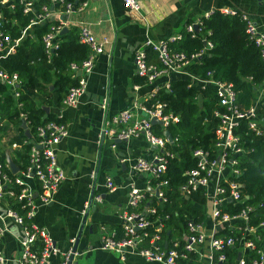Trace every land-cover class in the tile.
Here are the masks:
<instances>
[{"label":"built area","instance_id":"1","mask_svg":"<svg viewBox=\"0 0 264 264\" xmlns=\"http://www.w3.org/2000/svg\"><path fill=\"white\" fill-rule=\"evenodd\" d=\"M122 1L125 7L131 10L140 7L139 0ZM86 5L87 0H48L39 6L36 0H0V57L14 53L21 38L31 33L34 27L56 20L57 24L51 25L50 30L41 37L44 50L50 58L53 50L59 45L60 31L67 27L66 16L75 10L81 11ZM17 8L31 16L28 25L22 28L21 36L13 37L9 31V23L13 20L6 17L4 10L14 12ZM212 11L214 10L207 11L204 15L207 16ZM221 12L232 14L234 11L222 9ZM240 15L245 21L249 39L264 55V33L247 13L240 12ZM200 24L201 19L198 18L187 23L185 28L194 35L195 31L200 29ZM77 34L79 40L89 47V52L81 63L70 64L73 76H77L78 81L68 88L62 99L65 106H75L78 103L79 97L86 89L87 78L93 71L97 55L104 52L108 44L107 37L96 35L87 24H81ZM178 38L180 33L157 41L147 39L134 53V66L135 73L144 76L150 84H154L160 76L176 74L188 76L193 83L199 82L201 86L208 83L215 86L225 110L214 111V115L219 117V123L214 127V149L209 151L198 148L193 151V155L197 157L196 165L183 173L185 179L179 185L181 196L189 197L196 191L202 194L203 199L197 202V205L203 217L201 220H194L188 216L181 234L165 238L163 233L173 226L171 213H157V204H142L147 200V192L148 196L158 198L157 203L166 201L161 186L166 185L167 180L162 176L168 158L174 156L167 143H173L176 138L172 137L170 142L163 130L167 129L169 123H175L179 115L164 113V102L156 100L147 103L148 99L145 102L135 100L129 107L108 115V99L103 97L100 103L104 112L103 134L119 140L141 136L148 144L155 146L157 151L149 157L134 158L132 164V169L144 175L146 184L154 190L149 191L134 181H129L127 204L118 213L121 233L119 235L117 229L100 225V247L120 253L133 251L153 264H181L180 260L191 261L186 251L197 254L195 261L198 264H264V219L257 220L256 205L247 201L249 195L242 190L243 185L238 178L241 169L237 164L238 155L244 153L245 148L240 142V136L235 132L240 120L247 119L248 127L256 134L264 133L261 120L264 114V87H256V94L250 106L241 109L237 103V91L231 82L213 79L210 72L208 78L198 79L187 71L189 62L204 54L206 48L212 47V42L206 41L204 49L186 59L184 52L171 51L168 47V42ZM148 48L157 50L162 66L148 62ZM169 81L162 86L169 88ZM0 83L5 87L4 92L11 94L16 100L21 95V89L25 88V81H22L16 72L0 70ZM159 86H155L149 98L154 96ZM17 106H21L20 101ZM19 116L25 119L23 111ZM152 117L161 121L162 134L154 131ZM68 134L69 129L65 121L50 119L36 127V139L32 140L28 163L24 169L18 168L12 177L3 170L0 161V201H7L9 196L16 197L23 201L22 208H26L23 215L7 202L5 211L0 213V242L9 231V220L22 229L21 235L17 237L19 264H52L55 257H58L57 264H70L71 259L78 254L73 248L75 236L70 238L67 248L61 249L56 245L49 230L34 221L37 207L53 200L66 177L58 162L57 146ZM17 146V143H12L13 148ZM6 166L8 167L7 162ZM92 174L94 175V172ZM14 184L21 185L18 192L6 188ZM104 186L110 190L115 187L112 177L108 174L105 176ZM93 200L101 202L102 195L94 194ZM89 205L88 201L84 203L83 212ZM236 205L240 206L233 210ZM25 219H28V222ZM221 231H231L235 234H220ZM229 249L232 255L228 253ZM249 252L254 253V256H249ZM5 260L0 248V264Z\"/></svg>","mask_w":264,"mask_h":264},{"label":"trees","instance_id":"2","mask_svg":"<svg viewBox=\"0 0 264 264\" xmlns=\"http://www.w3.org/2000/svg\"><path fill=\"white\" fill-rule=\"evenodd\" d=\"M46 2L48 0H36L38 6ZM4 11L6 17L13 20L9 23L11 35L21 36V30L28 25L31 15L24 14L19 8L14 12L8 9ZM200 19V29L196 30L194 35L185 28L190 22L187 21L179 32L180 38L168 42L169 49L182 51L186 59H189L192 54L204 49L206 41H211L212 47L206 48L204 54L190 61L187 71L198 79L208 78L210 72L213 79L231 82L237 91L239 107L248 108L254 99L256 87H264V55L249 39L240 12L230 14L214 10L207 16L202 15ZM55 24L57 21L51 20L34 27L31 33L21 38L14 53L0 57V70L16 72L19 78L25 81V88L21 89L18 100L5 93V87L0 83V161L3 170L12 177L13 173L6 166V150L9 149L20 170L26 167L32 140L36 139V127L50 119L63 120L52 112H48L44 117L43 107L51 105L53 90L56 91L57 103H62L68 88L78 81V77L73 76L70 64L81 63L89 52V47L79 40L77 29L71 28L59 35V45L48 58L41 37ZM146 57L148 62L162 66L157 50L146 49ZM133 82L148 83L144 76L137 74L134 75ZM199 94L202 96V105L198 104ZM156 100L165 103L164 113L179 115V119L167 126L172 137L176 139L173 143H167L174 156L168 158L162 176L167 180V184L161 186L166 201L157 203L158 198L148 196L147 192V200L142 204H157V213H171V223L174 227L171 226L172 229L163 233L165 238H171L184 231L188 216L194 220H201L203 217L197 205V202L203 199L202 194L196 191L189 197L181 196L179 185L185 179L183 173L196 165L197 157L193 155V151L198 148L213 151L216 140L214 127L219 123V117L214 115V111H224L225 108L221 105L214 85L208 83L201 86L199 82L193 83L185 75H172L169 88L160 85L147 103ZM18 101L21 106H17ZM21 111L25 114L24 120L30 137L21 126ZM261 120L264 124V114ZM153 129L157 134H162L159 124H153ZM235 132L240 136V142L245 148V152L238 155L237 166L241 169L238 178L243 185L242 190L249 195L247 201L256 205L257 220L264 219V133L256 134L248 127L247 119L240 120ZM4 136L7 137L5 142L1 141ZM14 142L18 146L13 148ZM6 188L18 192L21 185L14 184ZM7 202L24 215L26 208H22L23 201L9 196ZM239 206L236 205L233 210ZM25 221L28 222V219ZM116 228L120 235V227ZM221 233L235 234L231 231ZM185 253L191 261L180 260L181 264H198L195 261V252ZM228 253L232 255L230 249ZM248 255L254 256V253L249 252Z\"/></svg>","mask_w":264,"mask_h":264},{"label":"crops","instance_id":"3","mask_svg":"<svg viewBox=\"0 0 264 264\" xmlns=\"http://www.w3.org/2000/svg\"><path fill=\"white\" fill-rule=\"evenodd\" d=\"M139 4V9L131 10L122 0H87L84 9L66 16L68 23L64 32L71 28L78 31L81 24H87L96 35L108 39L105 51L95 59L78 103L75 106L57 103L53 90L48 106L49 112L61 117L69 129L68 136L57 146L58 162L66 177L53 200L37 207L34 221L49 230L61 249L67 248L70 238L75 236L73 248L76 244L78 254L70 264H153L133 251L120 253L100 247V225L115 229L119 226L118 213L127 204L129 181L148 187L144 175L132 169L134 158L149 157L157 151L141 136L119 140L103 134L101 100L107 97L106 110L111 115L135 100L147 101L155 86L172 78L170 74L158 77L154 84L134 83L136 49L147 39L157 41L179 34L187 21L196 20L210 10L245 12L264 33V0H139ZM6 139L4 136L1 141ZM107 174L115 185L112 190L104 186ZM92 190L102 195V201L93 200L83 212ZM6 206V199L0 201V213ZM83 217H86L84 223ZM8 226L9 231L0 242L6 258L3 264H19L17 237L22 229L12 220ZM57 261L55 257L52 264Z\"/></svg>","mask_w":264,"mask_h":264},{"label":"water","instance_id":"4","mask_svg":"<svg viewBox=\"0 0 264 264\" xmlns=\"http://www.w3.org/2000/svg\"><path fill=\"white\" fill-rule=\"evenodd\" d=\"M66 29L67 28H63L61 31H60V33H63L64 31H66ZM79 74V73H78ZM198 104L199 105H202V96L199 94L198 95ZM44 108V111H45V113H44V117L47 115V113L49 112V108H48V106H44L43 107ZM151 123L152 124H162L161 123V121L160 120H158L156 117H152L151 118ZM21 126L24 128V132H25V134L28 136V137H30V132H29V130L27 129V126H26V122H25V120H22L21 121ZM163 134L168 138V140L171 142L172 141V135H171V133H170V131L168 130V129H165V130H163ZM154 148H155V146H153ZM6 161H7V164H8V167H9V169L11 170V172L12 173H16L17 171H18V166H17V164L13 161V159L11 158V156H10V153L7 151L6 152ZM96 176V173H95V175H94V177ZM147 189L149 190V191H153L154 189L150 186V185H148V187H147ZM93 195H94V193H93V190H92V192H91V196H90V199H89V204L91 205V203L93 202ZM85 218L86 217H83V220H82V223H84L85 222ZM75 246H76V244L74 245V249H75Z\"/></svg>","mask_w":264,"mask_h":264}]
</instances>
